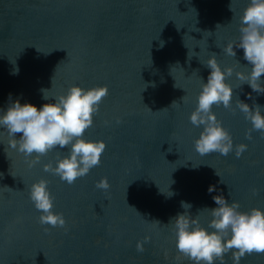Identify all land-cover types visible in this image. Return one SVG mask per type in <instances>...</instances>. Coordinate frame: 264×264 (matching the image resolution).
I'll return each mask as SVG.
<instances>
[{
    "label": "water",
    "instance_id": "1",
    "mask_svg": "<svg viewBox=\"0 0 264 264\" xmlns=\"http://www.w3.org/2000/svg\"><path fill=\"white\" fill-rule=\"evenodd\" d=\"M248 2L0 0V107L9 94L40 106L42 89L58 96L73 84L108 87L85 132L106 143L101 163L71 185L44 171L61 150L33 163L37 157L10 148L0 129V264H191L169 223L185 211L181 201L205 227L221 193L241 210L264 208V134L252 131L248 140L251 123L236 107V96L253 103L249 93L264 106V94L235 76L251 67L243 50L235 57L222 50L239 43ZM210 53L235 70L228 78L232 107H213L233 139L227 156L200 155L194 141L201 129L189 120ZM242 143L248 147L238 158ZM105 177L106 191L96 187ZM41 178L66 220L62 228L39 222L29 187ZM210 185L216 191L209 193ZM232 256L225 254V264H233ZM240 264H264V253L246 254Z\"/></svg>",
    "mask_w": 264,
    "mask_h": 264
},
{
    "label": "clouds",
    "instance_id": "2",
    "mask_svg": "<svg viewBox=\"0 0 264 264\" xmlns=\"http://www.w3.org/2000/svg\"><path fill=\"white\" fill-rule=\"evenodd\" d=\"M239 33V43L229 42L222 50L227 56L235 57L236 49H242L243 59L251 65H245L249 68L247 73L235 71L231 66L222 67L216 53H210L203 63L210 69L209 75L206 82L202 79L196 107L189 115L191 124L201 129L194 147L202 156L213 152L227 156L233 151L232 136L218 120L213 107H232L234 88L228 78L234 71L241 85L247 83L253 92L264 94V0H249L240 17ZM160 46H164V41H160ZM12 74H19L18 66ZM41 92L46 102L40 106L30 101L21 103L20 98L13 100L9 94L6 108L0 107V129L10 137V148L25 156L37 157L33 163H39L38 158L49 151L61 150L54 164L44 165V171L52 172L71 185L101 163L106 143L86 138L85 132L92 126L93 115L98 112L102 99L108 95V87L85 88L73 84L58 96L48 95L47 89ZM248 98L253 100L251 105L236 96V107L251 123V131L246 135L251 140L252 131L264 134V106L256 103L251 93ZM18 133L21 135L17 138ZM247 147L244 143L237 146L236 156L239 158ZM216 174L219 176L217 171ZM96 187L106 191L109 188L107 178L99 180ZM208 191H216L215 186L210 185ZM166 194L168 197L174 195L171 191ZM29 198L40 213L42 225L65 226L63 214L54 211V197L45 179L31 184ZM213 200L216 207L209 209L211 219L207 227L200 225L197 218L186 215L192 205L181 201L185 211L177 213L169 222L173 225L177 250L191 264H225L224 257L229 252L233 253V264H240L246 254L264 253V208L241 210L237 201L229 202L222 193L213 196ZM142 250L138 246V251Z\"/></svg>",
    "mask_w": 264,
    "mask_h": 264
}]
</instances>
